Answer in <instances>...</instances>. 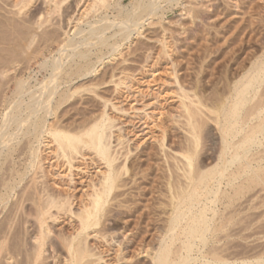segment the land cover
I'll use <instances>...</instances> for the list:
<instances>
[{
  "label": "bare ground",
  "instance_id": "6f19581e",
  "mask_svg": "<svg viewBox=\"0 0 264 264\" xmlns=\"http://www.w3.org/2000/svg\"><path fill=\"white\" fill-rule=\"evenodd\" d=\"M30 1L32 0L16 1L14 7L16 6V9L23 7L22 9H24V6L27 7L28 3L31 4ZM58 1L60 2V0ZM58 1L44 0V3L51 4V8L55 6L54 8L57 7L59 10L58 5L64 4L63 1L67 0L61 1L63 2L61 4ZM91 1L92 3L89 1L91 4L87 5H90L91 9H95V11L118 7L119 13H126L127 19L123 18V21L119 20L122 21L120 23L125 25L128 30V39L131 38L132 31L139 29L138 26L141 24L140 19L137 20L133 16L138 13V10H141L144 4L134 5L135 7L133 6L131 10L127 6H123L119 0L116 1L115 5H113L114 2L113 4L111 3V0ZM237 1L239 2V0ZM237 1L236 5L238 3ZM260 1L262 2V9L264 11V0ZM72 2L74 3V1ZM52 4L54 5L52 6ZM78 4V7L81 8L80 5L83 2L82 4ZM259 7L261 6L259 5ZM54 8L52 9L55 10ZM68 8H70V5ZM157 9H150L151 12L149 16L147 15L148 18L146 19L145 17V19L149 20L153 15H156ZM37 17L40 18L42 16L39 13L35 17V21L39 24L40 21L37 20ZM69 20L71 21V17ZM107 20L109 19L107 18ZM69 24L72 23L69 22ZM102 27L104 28L105 26ZM64 31L66 33L68 32L66 30ZM82 32L84 33V31ZM28 33L30 34V32ZM33 33L34 31L31 34ZM58 38L61 39L60 37ZM62 39L64 40V38ZM47 40L49 41L48 38ZM73 40L72 42L74 43ZM57 41L61 42V40ZM57 41L56 43H58ZM111 43L108 44L110 45ZM63 44L68 45L66 41ZM86 44L88 45V43ZM78 45L80 46V44L73 45L75 47L73 50L78 48ZM47 46L46 49L49 47ZM59 46V48H63L62 44ZM167 46V43H163L164 50H166L165 54L168 55L169 50L167 51ZM43 47L45 48V45ZM70 47L72 48V46ZM119 47L121 46L114 43L111 50L117 52ZM66 49L69 51L68 47ZM73 50L71 49L72 52H74ZM109 51L107 52L108 54ZM47 54L49 53L47 52ZM64 55L66 56L65 53ZM169 55L170 61L168 63L173 67L172 72L174 74V83L176 84V90L171 89L174 96L165 98L166 102L170 97L175 99L173 105L170 103V107L166 103L163 104L165 100L163 103L160 102L161 97L167 94V91L164 87L162 89L161 85L155 88V91L157 89L155 93L157 95H153L155 92L153 90L154 88H151L152 92L149 91L147 94L138 91L133 92L130 90L131 85H128L130 82L126 81L129 78L127 76L126 78L123 77L125 75L123 74L124 71L122 70L123 73L121 71V75L123 74V76L120 77L118 76L119 73L117 75L115 72L114 66L111 71H103L104 74L102 73L103 75L101 74V77L99 74L98 77L94 76L96 70H98L96 65V69L89 70L88 68L84 71L83 69L89 63V60L84 55H80L81 57H78L79 59L73 58L75 55H70L71 57L67 55L70 58L67 56L65 58H57L56 56L52 59L50 57V61L47 59L42 60L41 58V67L45 70L46 75L42 80L37 81L38 83L34 86L31 83H27L28 81L23 78L18 79V76H16L17 81L14 78L16 91L13 93L17 101L13 99L16 102H12L13 100L11 99L13 104H7L6 106L4 102L0 101L3 103V108L6 109V111H3L5 109L2 108L3 110L0 112V173H2L1 169L4 167L9 156L13 157L12 155L17 145L19 144L18 146L20 147L23 140L24 143L21 146V152L18 154L21 160V162L19 161V167L12 169L10 166L12 170L9 168L10 171L7 175H0V214L3 213L2 224H0V264H100L102 260H107H104L105 258L103 256L108 255L109 252L117 255L119 262L115 260V255L113 256L115 259H112L120 263V256L124 254L123 251H126L128 247V249L131 246L133 247L140 239L136 238L137 241L134 243L135 239L128 237L129 233L127 230L130 229L127 228L125 230L124 228L120 232L116 229L115 224H112V221H115L117 218H119L118 220H124L126 213L131 215L136 212L138 213L142 209L141 206H138V203L130 207V200L132 195L134 199V191L136 188L137 191L139 189L138 194L136 193L137 195L135 196H139L136 198V202L140 200L141 202L146 201V195H152L156 189L160 191H156L157 194L159 193L158 196L160 198H162L161 195L168 198V201L162 200V198L158 201V205L154 204L156 206L154 210L153 208L155 206L146 203L145 211L139 213L142 220L146 218L150 220L151 217L148 214L154 211L159 219L163 220V223L157 227L161 238L158 241L159 243H157V247H154L155 249L153 248L154 251H150L149 254L148 251L150 249L147 250V247L144 248L142 246V250H147L146 253L148 252L147 254L149 255L147 256L151 258V264H264V251L262 247L260 250L256 247L257 245L254 249L250 246L252 247L250 248L252 252L248 249L250 253H253V250L255 252V248L257 251L259 249V251H256L257 253L255 252V254H250L251 256L248 254V257L245 254H243L245 257H242V255L240 257V254H238L239 256L235 254L233 255L235 257H233V252L230 253L229 250L228 252L231 254V257L229 253V255L224 253L230 248L227 249V244H224L225 247L223 242H220L229 235L231 236L230 233L232 232L229 233L228 228L230 222L235 220L233 217L236 215L234 216L233 214L236 213V210L239 213L242 210V208H240V211L235 208L236 210H233L234 213H231L230 210L233 209L232 199L239 195L240 192L242 193L245 189L244 187L251 184L254 185L255 183L259 184V182H263L264 180V174L263 176L261 174L264 171V153L261 154V152L264 151L256 150L254 152L257 147L263 144L264 137V93L262 91L260 92L264 82V50L251 63V67L236 81L231 95L227 94L229 97L223 100L221 104L219 102L220 105L217 110L216 108L211 109L216 102L214 104L212 103L213 105L209 109L207 107L209 104L207 105L205 103L207 101L202 102L203 99L200 100L201 98L199 99L197 94L189 93L186 89L187 87L184 86L185 79L181 80L182 78H180L181 76L175 68L177 64L172 56L170 57ZM59 56L63 55L60 54ZM38 57L40 56L38 55ZM30 59H33L32 56ZM90 60L92 59L90 58ZM91 74L95 78H90L92 76ZM116 76L119 78L115 79ZM85 79L91 82H87L88 80L86 81ZM113 83L115 84V92L119 93V96L117 93L113 95L116 94L115 97L118 96L119 98L126 99V101H130L133 109L131 117L128 116V111L123 110V108L121 109L116 103L112 102L114 100L110 98L111 96L107 97V95V98H105V96L100 95V92L103 93V90L100 91L99 89L107 88L108 84ZM103 85L105 87H101ZM64 86L65 89H63ZM33 87L36 88L34 89ZM262 90L264 91V89ZM77 96L86 98L84 100L82 97L81 99L78 97L81 102L82 100L86 102L85 105H89L90 99L93 102H96L94 99L97 100L94 103L95 106L101 102V106H98L102 107L101 110L97 107L98 112L95 109L90 111L88 108L90 105H86L88 107L85 110L86 106L83 105L85 107L81 108L87 114L82 113L84 115L82 116L80 110L73 109L76 107L73 104L72 109L70 108L71 111L73 110L72 113L67 107L68 105L71 106V100L75 97L77 98ZM6 97L4 98L5 101ZM76 98L74 100H78ZM7 100L9 101V99ZM72 102L76 103V101ZM111 104V107H113L112 110H117L123 116L129 117L125 119V126H119L120 124L117 123L119 117L111 115L113 114L110 110ZM216 105L214 107H217ZM74 111H78L82 116V118L80 117V121H78L80 118L75 119L77 116L74 115ZM210 113H214L215 116L213 114L211 117ZM85 115L88 117L83 119ZM208 119L213 124L215 122L217 125V128L216 125L215 128L220 133V137L219 134L217 135L220 138H217L220 140L219 151L217 150L218 155L217 157L214 156V159H217V161H215V164L212 161L214 165L211 166L204 165L200 157V148L203 145L201 143H206L202 142L204 134L206 135L203 131L205 130L206 124L208 126L210 125L207 123ZM209 127L208 130H210ZM215 138H212L213 142ZM204 140L207 141V138ZM217 146H215L216 149H218ZM10 160L8 162L13 165L14 162L11 163ZM16 181L19 182L16 183ZM163 190H166L167 193L166 191L164 193ZM231 190H235L234 193ZM154 198L157 200V196ZM124 207L127 210H124ZM235 207L237 206L235 205ZM250 207L252 210V206ZM254 212L252 213L254 214ZM18 213L20 216L19 220L16 219V222L18 220V227L25 230L23 233L26 232L27 236L24 235V239L18 237V232L20 234L21 230L17 226L15 229L17 231L19 229L20 231L17 232L14 229V233L10 231L12 230L11 227L13 224H15V217ZM139 214H136L138 218ZM248 214L246 213V215ZM144 216L147 217L143 219ZM245 217L247 218L248 216ZM58 221H68L71 225V232H56L53 225ZM148 222L145 223L147 224ZM137 224L139 223L137 222ZM137 224H135L137 227L135 232L142 229H145V232H149L148 229L150 226L147 228V225L145 227V225L142 226L141 224L140 226L139 224L138 226ZM236 224L239 225V222ZM244 224L246 223L244 222ZM247 227L243 228V230ZM142 231L139 233L142 234ZM223 231H227L228 233L224 236ZM115 232H119L121 233V237L123 236L122 241L120 242L119 239L118 241L120 243L118 244L117 242L116 245L114 244L115 242L113 243V236L116 235ZM135 232L133 235H136ZM237 232L239 233L240 231ZM118 236L120 237V235ZM137 237H139V234H137ZM93 239L96 240V245L92 243L93 241L91 242ZM131 241L134 245L129 246ZM139 244L141 245L142 243ZM136 245L140 246L138 244ZM95 246H98V249H101L100 247L102 246V249L104 246L106 248L108 246V253L105 250L106 248L103 249L105 254L102 253V250H98L99 252L96 251ZM258 247L260 246L258 245ZM235 248L237 249V247ZM54 249L55 252L59 249L63 252L59 251L61 252L59 253L57 251L59 255L54 254V252L52 254L51 251ZM60 254H63L61 255L63 257L61 262L58 263L57 257ZM124 257L125 261H129L126 255ZM107 261L106 263L108 264Z\"/></svg>",
  "mask_w": 264,
  "mask_h": 264
},
{
  "label": "rangeland",
  "instance_id": "374dc122",
  "mask_svg": "<svg viewBox=\"0 0 264 264\" xmlns=\"http://www.w3.org/2000/svg\"><path fill=\"white\" fill-rule=\"evenodd\" d=\"M16 1H20V0H0V101L4 102L5 106L7 104H11L12 102L17 101L15 99L16 97L14 96V93L16 91V83H15L14 78L16 79L17 78L16 76H18V79L19 78L25 79L26 81H28L27 83H29V84L31 83L34 86L35 84L38 83L37 81L42 80V78H44V76L46 75L45 70H43V68L41 67V63H42L41 61L42 60L47 59L50 61L51 58L53 59L56 56H57V58H65L67 55L68 56H70V55L74 56L75 55L73 58L79 59L78 57H81L84 55L89 60V63L86 65V68L83 69L84 71L87 70L88 68H89V70H92V69H96V67H97L98 70H96V73L94 72L96 75L94 73H92V74H94L95 77L96 76L98 77V74H99L101 77V74L103 73V71H105V72L107 70L111 71L113 69V66H114V69H115V72L117 73V75L119 73L118 76L121 77V76H123V74H125L123 77L126 78V76H127L129 78L128 79L129 81L128 80H126V81L130 82V83H128V85L129 86L131 85L130 90L133 92L138 91V92H141L143 94L144 93L147 94L149 91H151V88H154L153 90L155 91V88H157L158 86L161 85V88L162 89L165 88V90L167 91V94L163 95V97H161L160 102L163 103V101L165 100L163 104L166 103V105H169V107H170L175 102V99L172 98L174 96L172 90H176L175 89L176 84L174 83V74L172 72L173 67L171 66L170 63H168L170 61L168 55L170 54L169 56L170 57L172 56V58L175 60V62L177 64V65H175V68H176L177 72L179 73V75L181 76L180 77V78H182L181 80L185 79L184 80V86L187 87V88L186 87L185 88L189 91V93L197 94L198 98L199 99L201 98L200 100L203 99L202 102L207 101L205 103L207 105L209 104L207 106L209 109L216 102L215 104H217L216 105L217 107H214L215 106V104H214L211 109L216 108V110H217V108L219 107L221 102L223 100H225L226 98H228L229 95H231L232 88H234L236 81H238L241 78V76L244 74V72H246L251 67V63L258 56H260L264 50L263 49L264 48V43H263L264 42V36H263L264 35V23H263L264 22V15H263L264 13L263 12L264 11L262 9V2L260 0H253V1L252 0H239V2L237 0H158L157 2H156V0H147V1H145V0H119V2L123 6H127L131 10H132V7L134 5L138 6L141 3L145 5V3H146V6L144 7V5H143L141 10H138V13L133 16L137 20L140 19L141 24L138 26L139 27L138 30L132 31V35H131L130 39H128L129 34H128V30H127L126 26L122 25V23H120L124 20L123 18L127 19L126 13H119L118 7H115L118 10L115 9L114 7H111L110 8L111 10L109 8H105L103 10L101 9L100 11H95V9L94 10L91 9L90 5H87V4L92 3L91 0H89L91 3L88 0H85V1L84 0L83 1H81V0H78V1L77 0H67V1L60 0V2L58 0H55V1H58V3H60V4L64 2V4L58 5L59 10L57 7H56L57 9L54 8L55 6L52 7L56 10L55 11L51 8V4L48 5V3H44V0L43 1L42 0H34V1L32 0L33 2L30 1L31 4L28 3V6L27 7L24 6V9H22L23 7L21 9L19 7H18L19 9L18 8L16 9V6L14 7V4ZM61 1H63V2H61ZM72 1H74V3ZM116 1H118V0H111V3L113 4V2H114L113 5H115ZM154 1H155V3H154ZM236 1L238 2L237 5H236ZM82 2H83V4H82ZM198 2H199V4H198ZM1 3H4V4L1 5ZM76 3H77V5H76ZM78 3H81L83 6L80 5L81 8L78 7V5H79ZM253 4H254V6H253ZM257 4H259L261 7H259V5H257ZM40 5H42V6H40ZM53 5L54 4H52V6ZM69 5H70V8H68ZM72 5L75 8L78 7L77 10H75V8L71 7ZM255 5H257V6H255ZM158 6H159V8L157 9ZM237 6H238V8H237ZM25 7H26V9H25ZM60 7H61V9H60ZM82 7L83 8L86 7L87 9L90 8L92 12L90 11V9H89V11L86 12L87 9L86 8L83 9ZM153 8L157 9V14L153 15L149 20H146L149 16V13L151 12V10ZM80 9H81V11H80ZM259 9H260V12H259ZM19 10L22 12L20 13ZM110 11H112V12H110ZM41 12H43V13H41ZM34 13H35V15H33ZM39 13L41 14L42 17H40V18L37 17L38 18L37 20L40 21L38 24V22L35 21V19H36L35 17L38 16ZM36 14H38V15H36ZM119 16H121V17H119ZM70 17H71V21L69 20ZM114 17H115V19H114ZM145 17H146V19H145ZM103 18H104V20H103ZM107 18L109 20H107ZM24 19H26V20H24ZM78 19L81 21H79ZM119 19L120 20L123 19V20L120 21ZM67 20H69V21H67ZM251 21H252V23H250ZM69 22L72 24H69ZM97 22H98V24H97ZM92 23L94 26L92 25ZM111 24H113V25H111ZM102 26H105L104 28H105V30L106 29L107 30L106 31L103 30L104 28ZM28 27H29V29H28ZM21 29H22V31H21ZM58 30L60 31V33H58L59 32ZM64 30L68 31L67 32L68 35ZM33 31H34V33L31 34ZM82 31H84V33ZM28 32H30V34ZM94 32H96V33H94ZM100 32H101V34H100ZM126 32H127V35H126ZM98 33H99V35H98ZM20 34H22V35H20ZM92 35H93V37H92ZM125 35H126V37H125ZM50 37L52 38V41H51ZM56 37H57V39L55 40ZM58 37H60L61 39H59ZM47 38L49 39V41L47 40ZM53 38H54V40H53ZM62 38H64V40ZM70 38L72 40L74 38V40H73L74 43L72 42V40ZM125 38H127V39H125ZM57 40H61V42H63V43H65V41H66V43L68 45L66 46V44L58 42ZM68 40H69V42L71 41V43H69ZM102 40H104V41H102ZM56 41L58 43H56ZM81 41H83V42H81ZM109 41L112 42L111 43L112 45L108 44V43H110ZM50 43H52V44H50ZM84 43H85V46H84ZM86 43H88L89 46ZM114 43L121 46L117 49V52L111 50ZM163 43H167V45H168L166 48L167 51L169 50L168 55L165 54L166 50H164ZM37 44H39V45H37ZM42 44H43V46L45 45V48L42 46ZM47 44H49L48 45L49 47L47 46ZM61 44H62L63 48H59L60 47L59 45H61ZM69 44H72V45H69ZM76 44H80V46L78 45L77 46L78 48L73 50L75 48L73 45H76ZM39 46H40V48H39ZM46 46L48 47L47 49H46ZM65 46L68 47L69 51H67ZM70 46H72V48ZM41 47H43V48L41 49ZM33 49H34V51H33ZM71 49L74 52H72ZM58 50H59V52L61 51L62 53L61 52L59 53ZM64 50H65L64 53L66 54V56L63 53ZM108 50H110L109 54L107 53ZM47 52L49 54H47ZM79 52H81V53H79ZM40 53H41V55H40ZM60 54H62L63 56H59ZM30 55L33 58L32 60L30 59L31 58ZM38 55L40 57H38ZM42 55H43V57H42ZM89 55H91V56H89ZM28 56H30V57H28ZM26 57H27V59H26ZM70 57H68V58H70ZM99 57H101V58L103 57V58L98 59ZM41 58H42V60H41ZM90 58L92 60H90ZM124 60H126V61H124ZM95 65H96V67H95ZM116 68L118 71L116 70ZM118 68H120V69H118ZM19 70H21V71H19ZM122 70L124 71V73ZM34 71H35V73H34ZM121 71L123 73L122 75H121ZM126 74H128V75H126ZM94 76L92 75L90 78H95ZM116 78H119V77L116 76L115 79ZM18 79H16V81ZM85 80L87 81L88 79H85ZM92 80H94V79H92ZM5 82L7 85L5 84ZM87 82H91V81L88 80ZM8 85H9V87H8ZM114 85H115L114 83L108 84L107 88L105 87V85H103L101 87H105V88L99 89V90L100 91L103 90V93L104 92L105 93L103 94L99 90H98V92H100V95L105 96V98L111 96L110 98L114 100L112 102L116 103L118 105V107H120L121 109L123 108V110L125 109L126 111H128L130 114V115L128 114V116L131 117L132 113H133V109H132V105H131L130 101H128V100L126 101V99H124V98L123 99L119 98L118 97L119 93L115 92ZM5 88H7V89H5ZM261 88L264 89V82H263V85L261 86ZM63 89H65V86L63 87ZM107 89H108V91H106ZM262 89L260 90V92L262 91L264 93V91ZM2 90H4V91H2ZM156 92H157V89L153 95H157V94H155ZM114 93H117L118 96L115 97L116 94L113 95ZM227 94H229V95H227ZM4 95H5V97L8 96V97H6L7 102L4 99L5 98ZM169 96H172V97H170L169 100L166 102L165 98L169 97ZM78 97L79 96H77V98L76 97L75 98L78 99ZM81 97H79V98L81 99ZM84 97H86V96H84ZM84 97H82V99H84ZM110 98H108V99H110ZM7 99H9V101ZM11 99L12 100L14 99L16 101L13 100L11 102ZM74 99L71 100V102L76 101V103L70 102L71 106L68 105L67 109H69L71 111L72 105L75 104L73 106H76V107L73 109L80 110V113L82 116H84L83 114H87V112H84L82 110L86 105H88V104L85 105V103H86L84 101L85 99L82 100V102L80 99H78V100H74ZM218 100H221V101H218ZM90 101H91V99L89 100V105L93 109L88 107L89 106L88 105V106H86L85 110L87 109V107L90 109V111H92L94 109L97 111L99 108H100L99 110H101L102 107H98V106H101L100 105L101 102L99 103V100H98L99 104H96L97 106H95V104H94L97 102V100L94 99V101H96V102H93V101L90 102ZM2 102H0V104H1L0 105V112L3 109H5V108H3ZM5 102H6V104H5ZM8 102H10V103H8ZM219 102H220V104H219ZM170 103H171V105H170ZM83 105H85V106L83 107ZM111 106H112V104L110 105V108H111L110 110L113 113L111 115H115L116 117H119L117 119V123L120 124L119 126H125L124 122H125L126 117H128V116H123L121 114V112L119 113V112H117V110H114V109L112 110L113 107H111ZM81 107H83V108H81ZM97 107H98V109H97ZM166 107H168V106H166ZM208 108H207V110H208ZM110 110H109V112H110ZM3 111H6V109ZM210 114L209 115L212 117L214 113H210ZM74 115L77 116V117L74 116L75 119L76 118L79 119L80 117L82 118V116L78 113V111L75 112ZM120 116H122V117H120ZM214 116H215V114H214ZM86 117H88V116L85 115V117H83V119H85ZM81 118L78 121H80ZM207 123L210 124L209 125L210 127L206 124V126H208L210 130H208V127L205 126V128H204L205 130L203 132L206 133V135L204 134L203 138L204 139L207 138V141L203 139L202 142H206L207 144L201 143V145L202 144L203 145H202V147L200 145V147H201L200 148L201 149L200 157L202 159V162H204V165L207 164V166H211V165H214L216 163L215 161H217V159H214V156L217 157V155H218L217 150L219 151V147H220V143H219L220 140H218V139H220L219 138L220 133H218L219 131L216 129L217 125L215 124V122L213 124V122H211L210 119H208ZM215 125H216V128H215ZM207 131H210V132L207 133ZM211 133H212V135H211ZM218 134H219V137L217 136ZM213 137L214 138L216 137L214 139V142H216V143H214L212 141ZM209 138H211V139H209ZM215 140H217V141H215ZM209 142H212V143H209ZM23 143H24V140L20 144V147L18 146L19 144L17 145L15 152H13V155H12L13 157L9 156V158L11 160L8 158L11 161V163L14 162L13 165L8 162L9 161L8 159L6 160L5 164L3 162L4 167L2 166L3 167L1 169L2 173H0V175L1 174L7 175L10 170L17 169L19 167L21 160L18 157L19 156L18 154L21 152L20 150H21V146ZM217 143H219V144H217ZM215 146H217L218 149H216ZM18 150H19V152H18ZM256 150L257 151L258 150L264 151V137H263V144L260 145L259 147H257V149H255L254 152ZM263 153L264 152H261V154H263ZM211 157H213V158H211ZM212 161L214 162V164ZM7 162L9 163V165ZM15 163H16V165H15ZM10 166L12 167V169ZM9 168H10V170H9ZM261 174L263 176L264 171H262ZM18 182L19 181H16V183H18ZM263 185H264V180H263V182H259V184L255 183L254 185L251 184L247 187H244L245 188L244 191L242 190L243 191L242 193L240 192L239 195L235 196L236 198L234 197V199H232V201L233 202L235 201V202L234 203L232 202L233 205L231 204L233 206V209L230 210L231 213L233 214L234 213L233 210H236V209H238L240 211V208H242V210L240 211L241 213L237 212V210L235 211L238 215L236 213L233 214L234 216L236 215L235 216L236 218L233 217L235 220L230 222V225L228 228L229 233L232 232V233H230L231 236L229 235L226 239H222L220 241V242H223V245L227 244V249L230 248L227 251H225L224 253L228 254L229 252L230 253L233 252L232 256L235 254L236 255L240 254V257H241V255L243 257L244 256L243 254H245L248 257V254H249V256H251L252 254H255V252L257 251L256 248H255V252L253 250V253H250L249 250L252 247H253L252 249H254V247L256 245H257L256 247L259 249L262 247V250L264 251V247H263L264 246V186ZM156 191L160 192L157 189H156ZM156 191L154 190V192H156ZM165 191L166 190H163L164 193H165ZM234 191L235 190H231V192H233V193H234ZM134 192H135L134 194L136 196L138 194L137 192H139V189L137 191V188H136ZM154 192L152 193V195L149 194L150 197L148 195H146V197L144 196L145 199H147V200L142 201V202H141V200L139 202H136L137 201L136 198H138L139 196L138 197L134 196V199H133L132 198L133 195H132V197H131L132 201L130 200V202H131L130 207L134 206L136 203H138L139 205L138 204L137 205L139 207L141 206L142 209L138 213L137 212L134 214L130 213L131 215H129V213H126L124 220L123 219L118 220L119 218H117L115 221H119V222L112 221L113 222L112 224L113 225L115 224L116 229L118 231L124 230V228H125V230L127 228L130 229L131 232H130V230H127L129 233L128 237H132L133 239H135L134 243H136V241H137L136 238L140 239V240H138V242L136 244L140 245L139 243H142L140 246H137L136 244L134 245L131 241L130 242L131 244H129V246H131V245H134V246L133 247L131 246L130 249H128L129 248L128 247L126 251L125 250L123 251L124 254L126 253L125 254L126 258H128L129 261H125L124 260L125 255L122 254L120 256L121 257L120 258L121 264H128V263L130 264V262H131V264H142V263L143 264H151V262H150L151 258L147 255L150 254V251L151 252L154 251V249H155L154 247H157V243H159L158 241H160L161 234H160L157 227L163 223V220L159 219V217L154 213V211H152L148 214L151 217V218L149 217L150 220L146 218L148 215L143 217V219L146 218L147 220L146 219L142 220V218H140L141 215L139 213H142L141 211H145L146 203H148V204L150 203V205L152 204L153 206H155V205H158V201H160L162 198H163L162 200L168 201V198H165V196L161 195L162 198H160L158 196L159 193L157 194V192H156L154 194ZM166 193H167V191H166ZM244 193H246V194H244ZM154 195L157 196V200L154 198V197H156ZM259 197H261V198H259ZM133 200H135V201H133ZM242 202L244 203V206H243ZM235 205L237 207H235ZM250 206H252L253 211L251 210ZM123 209L125 210L126 208L124 207ZM154 209H156V206L153 208V210ZM158 212H159V207H158ZM252 212H254V214ZM19 213L15 217V224L16 223L17 224L16 225L13 224V226L11 227L12 230H10V231H12V232H13V229L17 231V229H15V228H16V226L17 227L19 226L18 225V222H19L18 220H19V216H20ZM246 213L247 214L250 213V214L246 215ZM136 214H139L140 219L138 218V216H136ZM232 214H230V215H232ZM250 215H252V216H250ZM153 216L157 217V219H155V217H153ZM240 216H241V218H240ZM245 216H248V217L246 218ZM2 217H3V213L0 214V224H2V219H3ZM30 218H33V217H30ZM135 218H137V219L135 220ZM244 218H246L248 220V222ZM252 218H254V219H252ZM16 219H18L17 222H16ZM125 220H126V222H125ZM148 220H149V222H148ZM128 221H129V224H128ZM143 221L148 222V223L151 222L150 223L151 225L150 224L148 225V223L146 224L145 222H144L145 223L144 224ZM240 221H243V222H240ZM249 221H250V223H249ZM137 222L140 224V226H141V224H142V226L145 225V227L147 225L148 226L147 228H149V226H150L149 229H151L153 227L151 229L152 231L148 229L149 232H145V229H142L143 231L137 230L138 232H135L137 229L135 224H137ZM238 222H239V225L236 224ZM244 222L246 224H244ZM139 224H137V225L139 226ZM243 224L245 225V227H247L248 225H249V227H247L246 229L243 230V228H245ZM27 225H29V224H27ZM129 225H131V226H129ZM262 225H263V227H262ZM53 226H54V229L56 230V232H58V231L60 233H63V232L69 233V231L71 232V230H70L71 225H70V223H68V221H64V222L58 221ZM133 227H135V228H133ZM239 227H241V228H239ZM260 228H262V229H260ZM19 229H18V231L21 230V233L19 234V232L17 231L18 237H20V239H24L25 236H27L26 232L23 233V231H25L23 228H21L20 230ZM241 229H242L243 233H242ZM141 231H142V234H140ZM237 231H240V232L238 233ZM134 232L136 233V235L135 234L133 235ZM118 233H116V235L113 236L114 237L113 243L115 242L114 243L115 245L117 244V242L119 244L123 238V236L121 237V233H119V234ZM222 233L225 236L228 232L223 231ZM222 233H220V234H222ZM137 234H139V237H137ZM118 235H120L121 238ZM115 236L116 237L118 236L119 238L118 237L116 238ZM119 239H120V242L118 241ZM114 240H116V241H114ZM249 240H251V241H249ZM91 242L96 245V243H95L96 240L93 239V240H91ZM94 244H93V246H94ZM177 244L179 245V243H177ZM258 245L260 247H258ZM261 245H263V246H261ZM142 246H144V248L147 247V250L150 249L148 251L149 254H147L148 252L146 253L147 250L146 251H145V249L142 250ZM250 246H252V247H250ZM102 247H100L101 249H98V246H97L96 247L97 250L96 249L95 250L96 251L102 250V253H104L103 249L106 248V246H104L103 249H102ZM235 247H237V249ZM107 249H108V246L105 249L106 252L108 253ZM139 249H140V251L142 250L141 253H140ZM244 249L245 250L249 249L248 250L249 253L247 252V250H246V252H247L246 253ZM259 249H258V251H259ZM57 251L59 252L61 250L59 249ZM57 251L55 252V249H54L51 251V253L53 254V252H54V254L55 253L58 254ZM242 251H243V253H242ZM61 252H63V251H61ZM61 252H59V253H61ZM63 254H65V253H63ZM63 254H60V256L57 257L58 263L61 262L62 257H63V256L61 257V255H63ZM114 255L115 254L109 252L108 255L107 254L105 255L106 257L105 256H103V257L105 258L104 260H106V259L108 260V261L106 260L108 262V264L109 263L113 264L114 262L118 261L117 255H115L116 259L113 257ZM230 256H231V254H230ZM233 257H235V256H233ZM59 258H61V259H59ZM112 258H114L117 261H115V260L113 261ZM232 259H234V258H232ZM106 261L102 260V262H100V264H107ZM111 261H113V262H111ZM118 262L115 264H120Z\"/></svg>",
  "mask_w": 264,
  "mask_h": 264
}]
</instances>
